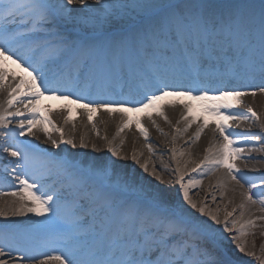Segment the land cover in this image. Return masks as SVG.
I'll use <instances>...</instances> for the list:
<instances>
[{
  "label": "snow or ice",
  "instance_id": "snow-or-ice-1",
  "mask_svg": "<svg viewBox=\"0 0 264 264\" xmlns=\"http://www.w3.org/2000/svg\"><path fill=\"white\" fill-rule=\"evenodd\" d=\"M93 3L96 7L88 0H0V153L13 158L9 164L15 167L5 172L17 182H0V198H14L0 204V217L38 218L0 226V264H232L237 250L264 264V255L257 256L241 240L254 234L252 229L264 228V173L256 184L236 164L246 152L264 153V116L244 103L245 97L264 96V0L258 13L246 2L220 10L209 0ZM133 18L131 28L103 42L72 40L61 31L72 23L104 35ZM65 54L71 60L55 69ZM7 61L21 67L27 78L9 73ZM45 96L78 105L97 136L96 114L118 117L112 140L102 137L111 156L62 158L54 170L30 175L37 146L19 137L41 132L54 148L88 147L84 135L77 145L47 115H37ZM165 107L181 109L174 125ZM241 107L244 111L237 110ZM197 109L219 120L203 157L193 167L185 160L182 167L177 157L186 153L178 150L176 140L197 122ZM130 112L144 113L161 134L153 114L172 127L170 152L179 194L191 208L222 223L224 232L234 229L229 241L234 249L218 250L217 238H228L178 203L171 205L160 190L148 186L150 181L125 173L126 165L111 158L128 159L112 141L133 123L140 136L149 139L141 119L129 117ZM70 120V114L64 117L65 124ZM242 123L258 131L235 132ZM206 127L205 118L186 141L189 149ZM145 146L155 155L151 144ZM187 155L190 159L191 152ZM131 159L149 172L147 161L141 164L135 152ZM197 170L201 175L220 173L212 186L221 189L220 200L226 201L223 221L190 198L189 188L199 187L201 181L189 177L186 184L185 174ZM149 174L163 179L156 165ZM229 192L239 195L238 203L227 197ZM227 205H232L230 211ZM37 233L40 240L34 239Z\"/></svg>",
  "mask_w": 264,
  "mask_h": 264
},
{
  "label": "bare ground",
  "instance_id": "bare-ground-1",
  "mask_svg": "<svg viewBox=\"0 0 264 264\" xmlns=\"http://www.w3.org/2000/svg\"><path fill=\"white\" fill-rule=\"evenodd\" d=\"M114 5H122L120 0H110ZM237 1V0H236ZM240 2H246L250 3V1L246 0H238ZM132 0H128V3H131ZM210 3L218 6L217 10L223 9L224 7L234 4L232 2L223 0L221 1V4L218 2H214L212 0H209ZM88 3L90 5H94L93 0H88ZM93 3V4H92ZM259 1L258 2H253V4L256 6L257 13L259 11ZM73 8H79V4H74L72 5ZM96 7V6H93ZM221 7V8H219ZM130 20H135L133 19H127V22L124 24L120 25H114L110 28V30L107 32V34L104 35H99L100 38L103 39H111L113 36H117L121 30H126L128 28H131L133 24H128ZM72 24V23H71ZM74 25H79L81 28H84L83 25L80 24H74ZM85 29V28H84ZM61 31L66 35L69 34V31L66 30L65 28L62 27ZM76 38L75 35H72L69 37V39L74 40ZM92 38V37H91ZM104 40H101L103 42ZM67 56L68 58L70 57L71 60V55L70 54H65L63 57ZM63 57L61 59H63ZM66 57V58H67ZM65 61H58L57 64L55 65V69H58L63 66ZM5 66L9 73H15L17 76H23L27 78V74L23 71L21 67H19L16 64H13L11 61L5 62ZM52 67V66H50ZM1 97V96H0ZM3 98V97H2ZM188 103H192L194 105L198 104L199 102L196 101H186ZM244 103L245 104H251L253 109L257 111L258 113H261L262 116H264V96L257 95L255 98L248 96L244 98ZM211 106V105H210ZM38 107L41 109V112L38 113L37 115H47L50 120L57 126V127H62L65 131L66 138L71 136L73 139L77 141V145L79 142V138L81 135H84L86 137V140L88 142V147L86 148H77L73 149L69 145H61L60 148H54L50 142H47L43 133L41 132H36V135L34 136H29L25 135L24 137H19L20 140H25L29 141L32 144L36 145V149H34V154L38 158H41V160L44 162L41 166L40 171H33L31 169L30 175L32 173H35L37 175H40L42 173H45V169L51 168L55 169V162L62 159V158H79L81 160H86L88 158L96 157L101 159L100 154H101V141L102 137H107L108 140H112L113 136L116 133L117 129V123H118V117H113L109 118L106 114L103 112L98 113L94 116V123L96 125V128L99 132V135L97 136L93 130H92V125L87 123V117L86 115L83 114V110L78 107V105L70 103L68 100L64 99H54L49 96L41 97L39 100ZM70 110L69 111H66ZM238 111H244L243 107L237 109ZM165 113L168 117V119L172 122V124H175V121L179 118L181 114V109L179 107L172 109L165 107ZM71 115V120L68 124L64 123V117L66 115ZM198 116L197 122L193 123L191 128H189L188 132L183 134L186 139L180 143V146L177 144L176 140V147L178 150H183L185 151V156H182L181 159V166L183 167V162L185 160L189 161V167H193L194 163L193 162H198L204 154V149L208 146L210 139H212V129L215 125V122L219 120L218 117H209L205 114H202L201 112L196 110L195 113ZM27 115V113L25 114ZM129 117L135 119L136 117H139L141 119V123L143 126L148 130V135L149 139L148 141H145L143 137L140 136L139 132L136 130V125L133 123L130 125L129 128L124 129L123 132L120 133L118 137L114 141H112L113 146L119 147V150L123 149L122 147L125 145L127 147H133L135 144L138 145L137 147V156L140 160V163H144L147 161L148 166H149V173H151V167L153 165H156V168L159 169V171L165 173L166 170L169 171L168 168L163 167L162 164H160V161L158 160L161 155H166L170 152V149L172 147L171 144V139H172V127L165 123L162 118L159 116H156L153 114V119L156 122V125L159 127L160 130H162L161 137H154L153 136V131H157V128L153 127L152 123L151 125L148 122H151L148 120L147 116L144 113H128L127 114ZM208 120V127L204 129V131L201 134V137L198 141H196L195 144V149L191 153V158L189 159L187 155V144L186 141H188L189 137L193 136L195 131L197 130V127L200 123L203 122L204 119ZM73 123L75 124V131L72 130V125ZM15 125V121H13V125ZM164 125L167 127V129L164 128ZM39 127V125H37ZM180 127H183V123L180 125ZM35 131V129H34ZM235 132L240 133V132H257L258 128L256 127H250L247 123H242L239 127H236L234 129ZM158 132V131H157ZM54 139H58V134L57 133H52ZM123 140L124 143L121 145L120 141ZM219 136L217 134L216 137V142L217 144L219 143ZM94 141L97 142L98 145L96 149L91 148L90 142ZM107 143V141L105 140ZM147 144H151L153 151L155 155H150L148 152L147 147L145 146ZM194 145V143L192 144ZM22 147V146H21ZM62 149L64 150H69L70 153L73 154L72 157L68 155H64L61 151ZM40 150H44V153H48L50 155H45L44 153H41ZM55 150V151H54ZM111 154L108 153V157H110ZM245 159L244 160H238L239 162H244V166L239 165L238 167L247 174L248 178L252 180L253 183L260 184L259 176L261 173H264V153L262 152H252V153H245L244 154ZM248 157H254L255 159H250ZM112 159L118 158V157H111ZM13 158L8 157L6 153H0V172L4 174L5 177H8L7 172H5V168H7L8 171H11V168L14 167L13 164H9V161L12 160ZM171 160H165V162H169ZM261 167H258V166ZM135 167L136 170H139L140 164L135 162ZM176 167V164L174 163V169ZM163 169V170H162ZM174 169L170 170L169 172L172 174H175ZM220 176L219 172L213 173L211 175L204 174L201 175L200 170H197L196 173H189L185 174V183H188L189 177H191L194 180H200L201 183L199 187H190L189 188V194L191 198L196 202H199L200 204H203L204 206H209V212L216 214L221 221H223L224 218V212H225V203L226 201H223L221 204H217L216 201L220 200V192L221 189L218 187H213L216 183L217 177ZM0 182H3L0 180ZM17 182L12 180V184L15 185ZM49 183H52V181H49ZM4 190H8V185L7 184H2ZM179 187V185H178ZM232 194V193H231ZM216 196V200L213 201L212 196ZM234 199V202L238 203L239 202V195L237 194L235 197H232ZM9 199L12 200L14 198L11 197H4L0 198V204L3 203L4 200ZM232 205H227V209L229 211L231 210ZM259 215V214H258ZM1 218V217H0ZM4 218L2 217L0 219V222ZM212 220L209 218V223L208 225L211 226L212 229L218 230L219 234H222V237H226L228 239L224 238H217V241L219 242L221 248L223 251H229L235 248V245L230 243V238L226 233L223 231V224H216L215 222H211ZM3 223H7L9 221H2ZM41 238H37L36 240H40ZM219 250V249H218ZM15 256V254H12ZM232 256H234L237 260H239L238 255L233 253ZM240 261V260H239ZM243 262V261H242ZM245 263V262H244ZM9 264H13V262L10 260ZM20 264H23L20 262Z\"/></svg>",
  "mask_w": 264,
  "mask_h": 264
},
{
  "label": "rangeland",
  "instance_id": "rangeland-1",
  "mask_svg": "<svg viewBox=\"0 0 264 264\" xmlns=\"http://www.w3.org/2000/svg\"><path fill=\"white\" fill-rule=\"evenodd\" d=\"M246 1H250L251 4H253V2H254L253 0H246ZM108 2L113 4L110 0H108ZM120 2H121V4H127L128 0H120ZM93 6H96V5H93ZM121 11L123 12L124 10L122 9ZM256 11H257V9H256ZM148 123L151 125V122H148ZM164 128L167 129V127L165 125H164ZM152 133H153V136L156 138L161 137V134L157 131H153ZM104 137H105V135H104ZM185 139L186 138L184 136H179L178 140H177L178 146H180V143L182 141H184ZM93 143H95L96 146L98 145L97 142L91 141L90 146ZM101 144H102V147H101L100 157H101V159H105L108 156L107 143L105 142V139H102ZM195 144H196V142L194 143V145L191 146L190 149L187 147V150L192 153L193 150L195 149ZM137 147H138V145H136V144L133 147H127L124 145L122 147L123 149L121 150V154L124 156H127L128 159H126V160H120L119 158L114 159L117 161V163L122 164V165H126V167L123 169V171L127 174H132L134 176V178H137V179L143 178V180L150 181L151 183L148 186L160 190L162 192L163 196L169 201V203L171 205L175 206L178 203L179 205H181L183 207L184 210H186V213L191 214V216H193V217H196L197 220L206 221L208 224L210 217L206 214H201L197 209L191 208V206L188 205V203L186 201H184L183 197L179 194V187L175 183V174H172L169 172L170 170L174 169V162L171 159V153H168L166 155H161L160 157H158L160 164H162L163 167L168 168L169 171L166 170L165 173L160 171L163 179H162V181H157L154 176L150 175L149 172H147V173L144 172L141 167H139V170H136L135 161H133L131 159V155L133 152H135L137 154V151H138ZM91 148H92V146H91ZM167 159L171 160V161L165 162V160H167ZM177 159L181 163V161H182L181 157L178 156ZM236 164H237V166H239V165L244 166L245 163L242 161L241 162L236 161ZM258 167H261V166L259 165ZM156 169H157V171H159L158 168H156ZM151 170H152V167H151ZM141 182H143V181H141ZM227 197L232 198V194L230 192L227 193ZM190 198H191V196H190ZM7 200H9V199H7ZM196 201L197 200H195L194 202L199 207L201 204L199 202H196ZM222 202L223 201H221V200L216 201L217 204H221ZM227 210H229V209H227ZM205 212L206 213L209 212V206H207V205L205 206ZM224 214H225V212H224ZM258 214L259 213H257V215ZM235 215H238V213ZM28 216H31L32 219H38L37 217L33 216L32 214H28ZM28 216L16 217V216L9 215L8 217H3L4 219L2 221L5 220V221L11 222L12 224H16V223H19L22 221H26L28 219ZM40 219H42V218H40ZM258 223H260V222H258ZM229 227L231 228L232 226L229 225ZM236 227L238 228L239 224H237ZM251 231L254 234L241 237V240L246 244L247 248L254 251L257 256L264 255V235H262V233H264V228L257 227L255 229H252ZM225 233H226V235H228V237H231L232 235L236 234L234 229L232 232H225ZM234 253L238 255V258L240 261H243V263L245 262L244 264H260V261L257 260L255 256H248L245 253H240L238 250L235 251Z\"/></svg>",
  "mask_w": 264,
  "mask_h": 264
}]
</instances>
